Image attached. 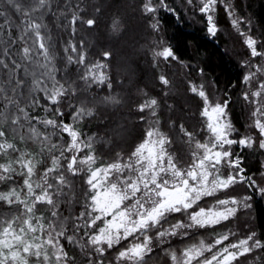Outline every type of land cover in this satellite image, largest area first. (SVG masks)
Segmentation results:
<instances>
[{"label": "snow or ice", "instance_id": "obj_1", "mask_svg": "<svg viewBox=\"0 0 264 264\" xmlns=\"http://www.w3.org/2000/svg\"><path fill=\"white\" fill-rule=\"evenodd\" d=\"M183 3L214 42L219 12L226 15L244 49L235 77L222 81L220 65L184 59L193 37L172 0H139L156 36L149 62L158 71L151 88L137 86L133 97L110 71L111 49L97 50L81 36L99 31V7L93 15L82 0H3L0 264H77L78 255L81 264H148L153 257L160 264H264V233L249 221L242 234L229 227L264 203V161L259 179L249 164L264 157V31L233 0ZM162 13L176 24L168 39ZM48 21H58L67 39L54 42ZM167 68L177 69L176 78ZM233 97L248 112L244 126L235 122ZM123 109V124L105 118ZM94 120L109 130L104 136L84 130ZM129 121L143 136L125 150ZM178 141L187 157L173 147Z\"/></svg>", "mask_w": 264, "mask_h": 264}, {"label": "trees", "instance_id": "obj_2", "mask_svg": "<svg viewBox=\"0 0 264 264\" xmlns=\"http://www.w3.org/2000/svg\"><path fill=\"white\" fill-rule=\"evenodd\" d=\"M72 3L79 2V0H71ZM234 3H238L240 10L251 18L252 26L255 27L257 33L264 31V0H233ZM139 0H82L81 6L84 7L90 14L97 15L95 8L101 9L99 16L100 28L98 32L85 35L81 32V36H85V39L89 45L95 44L97 50L100 47L111 49L113 53L111 61L110 71L125 81L124 93L125 95L136 96L137 86L143 87L148 85L151 88L153 84V74L156 69H153L150 62V54L144 51H140L141 47L147 44V36L149 35V29L144 18L141 16L136 5ZM173 6L181 11L183 14V30L190 34L191 39L187 45L182 48V55L184 59L191 60L193 66L196 64H205L209 62L215 66V75H220L221 80L225 81L227 78H234L237 69L235 67V60L237 59L236 53L242 52L241 38L232 34L228 19L225 18L223 13L218 16V24L221 28V32L216 37V42L207 37L204 31L206 22L203 20L189 19L181 7L176 1H172ZM4 6L3 0H0V7ZM162 17L167 20V24L164 25L163 35L168 39L174 35V29L176 27L175 21L168 13H163ZM49 28L51 29V35L53 41H58L63 38L67 39V31L63 28H57L58 21H48ZM118 24V30L113 33L111 26ZM224 49L228 50V55H225L221 59V54ZM169 73V76L176 78L177 69L167 68L164 69ZM185 70H181L183 74ZM223 72V75H221ZM211 75L209 79H211ZM193 79H198L195 74L192 75ZM176 100L178 103H184L183 88L178 87ZM236 102L232 105L233 116L237 126H244L248 118V112L245 111L242 100H238L233 97ZM126 109L119 112L109 110L105 114L106 119L112 120L114 124H123L126 120L124 113ZM194 123V122H188ZM89 134L104 136L108 129H105L101 123L92 121L84 129ZM143 136V128L135 126L133 121H129L127 124V132L124 133L123 146L125 150H128L133 144L138 143ZM173 147L179 151H183L187 157L186 146L182 142H177ZM119 150V149H118ZM260 161H264V157L258 155L251 156L249 160L250 169L253 173H256L257 179L260 178L258 169L260 168ZM259 200V197H257ZM3 207H0V211H4ZM252 226L258 233H264V203H257L253 214ZM232 224L229 225L231 227ZM183 244H177V249L182 248ZM84 257L83 255L77 256V264H81ZM148 264H160L156 257L149 260Z\"/></svg>", "mask_w": 264, "mask_h": 264}, {"label": "rangeland", "instance_id": "obj_3", "mask_svg": "<svg viewBox=\"0 0 264 264\" xmlns=\"http://www.w3.org/2000/svg\"><path fill=\"white\" fill-rule=\"evenodd\" d=\"M176 2H178L180 4V6L182 7V10L185 12V14H187L189 16V19H192V20H202L203 19L199 16V15H195L193 16L191 13L187 12V10L185 9V6H184V3H183V0H176ZM220 13H223V11H220L219 12V15L220 16ZM224 14V13H223ZM225 18L227 19L226 15L224 14ZM232 34H234L235 36H238L237 33H235V31L232 29ZM153 34L151 35V39L152 38ZM239 37V36H238ZM148 42V41H147ZM176 148V147H175ZM237 191H242V189L238 188ZM245 221H249L250 223V226H252V221H253V217L251 216L250 218L247 217V216H240L239 220L238 221H234L231 225V228L233 230H237L239 231L241 234L243 233V231H246V225H245ZM254 228V227H253Z\"/></svg>", "mask_w": 264, "mask_h": 264}, {"label": "flooded vegetation", "instance_id": "obj_4", "mask_svg": "<svg viewBox=\"0 0 264 264\" xmlns=\"http://www.w3.org/2000/svg\"><path fill=\"white\" fill-rule=\"evenodd\" d=\"M172 1H176V0H172ZM177 3H178V2H177ZM178 5L180 6L179 3H178ZM180 7H181V6H180ZM181 9H182V7H181ZM184 13H185V12H184ZM162 14H163V13H162ZM186 16L189 18V16H188L187 14H186ZM149 32H150V33H149V35L147 36V41H148L147 44H146L145 46L141 47V49H140V51H144V52H146L147 54H150V53H149V49H150V47H151L153 41L156 39L155 34L151 33L150 29H149ZM152 34H153V36H152L153 39L150 38ZM162 35H163V33H162ZM163 36H164L165 39H167L165 35H163Z\"/></svg>", "mask_w": 264, "mask_h": 264}]
</instances>
